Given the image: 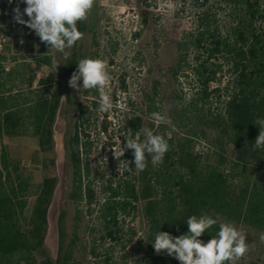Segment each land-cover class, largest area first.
Listing matches in <instances>:
<instances>
[{"label": "trees", "instance_id": "1", "mask_svg": "<svg viewBox=\"0 0 264 264\" xmlns=\"http://www.w3.org/2000/svg\"><path fill=\"white\" fill-rule=\"evenodd\" d=\"M172 3L175 12L170 26L179 52L172 70L191 74L196 80L195 94L180 117L185 120L197 115L204 120L200 112L215 95L221 97L224 93V109L210 113L205 124L218 132L220 145L232 144L237 153L227 168L229 159L225 155L215 162L204 161L195 152L192 138L164 136L169 150L161 165H154L151 157H147L146 167L134 170L133 153L127 155L129 164L123 179L110 187L104 217L109 224H116L121 211L143 204L149 223L147 264H180L166 252L157 254L152 243L159 230L174 237L188 233L186 222L193 215H208L217 220L199 238L205 243L217 236L220 217L264 231V149L254 148L260 134L254 122L264 118V0H172ZM13 4L14 0H7L0 6L7 14ZM143 4L147 9H141L139 15L148 23V15L155 12L153 9L159 3L141 0L140 8ZM94 13L90 10L84 20L77 22L81 35L89 29L88 18ZM26 31L32 48L39 45L30 76L16 67L7 69L1 64L4 57L0 54V264H74L73 252L67 244L66 211L60 213L58 221L57 259L50 256L46 247L49 210L58 178L46 176L40 185L34 184L31 176L12 160L6 139L35 136L43 152L53 151L62 100L65 97L72 101L74 91L69 80L83 59L77 48L80 39L62 53L51 50L27 26ZM192 54L193 63L188 61ZM44 66L50 73L39 78ZM213 83H217L215 88ZM85 94L99 97L96 90H85ZM140 124V118L131 122L134 137ZM80 128L79 123L68 142L75 201L83 197L84 178L90 171L89 162L83 158ZM123 148L127 149L125 142ZM49 166L44 163L45 168ZM32 196L35 203L28 216Z\"/></svg>", "mask_w": 264, "mask_h": 264}, {"label": "rangeland", "instance_id": "2", "mask_svg": "<svg viewBox=\"0 0 264 264\" xmlns=\"http://www.w3.org/2000/svg\"><path fill=\"white\" fill-rule=\"evenodd\" d=\"M5 1L0 0V3ZM140 3L141 0H93L91 10L95 13L89 16V29L81 35L77 46L83 59L106 61L110 77L106 92L111 97L112 108L107 113H99V97H88L85 90L72 88V101L64 97L58 113L53 151L43 152L35 136L6 139L12 160L20 164L34 184L40 185L46 176H56L59 180L49 210L46 236V247L53 259H57L59 252L60 213L66 211L67 244L73 252L74 264H147L149 223L143 204L127 212L121 211L116 224H109L104 217L110 187L117 186L123 179L129 164L127 155L133 153L123 148L126 138H137L130 127L133 119H141L139 131L145 128L162 137L192 138L195 152L202 155L204 161L215 162L220 155H225L229 168L236 156L235 147L229 143L220 145L218 132L205 124L210 113L224 109V93L221 97L215 95L200 112L204 120L197 115L185 120L180 117L195 94L196 80L191 74L172 70L179 58L177 39L170 26L175 12L172 0H158L155 12L148 15V23L140 18L141 9H147L145 4L140 8ZM17 7L23 13L26 5L14 0L7 14L0 6V54L4 57L1 64L7 69L16 67L30 76L39 45L33 49L26 25L15 21ZM23 19L27 21L29 17L24 15ZM192 56L188 60L191 63L194 62ZM49 73L50 69L44 66L39 78ZM80 84L82 87V82ZM216 84L213 83L212 88ZM34 86L38 87V81ZM153 113L159 114L160 119L154 118ZM79 123L83 158L89 162L90 171L84 178L83 197L75 201L68 142ZM143 139L141 133L138 142ZM122 148L124 155L120 157ZM44 163L50 166L45 168ZM161 164L162 160L154 165ZM34 203L35 196H32L28 216ZM220 222L232 224L246 235L249 250L236 264H264V240H261L264 231L223 217ZM38 258L41 259L39 254Z\"/></svg>", "mask_w": 264, "mask_h": 264}, {"label": "clouds", "instance_id": "3", "mask_svg": "<svg viewBox=\"0 0 264 264\" xmlns=\"http://www.w3.org/2000/svg\"><path fill=\"white\" fill-rule=\"evenodd\" d=\"M21 2L26 7L23 13L18 7L14 9L15 21L33 30L41 42L50 46L51 50L62 53L66 48L73 47L81 38L77 22L84 20L93 6V0H21ZM24 15H27L29 20H24ZM109 79L106 61L84 58L79 61L77 71L69 80V86L80 92L96 90L99 94L97 111L107 113L112 108L111 97L106 92ZM153 116L160 119L157 113H153ZM254 124L260 129L254 148L264 149V118H258ZM141 133L144 139L138 142ZM136 136L137 138H126V148L134 150V170L142 171L146 167L147 157H151L153 164L160 162L169 150L167 141L150 129L142 128L136 132ZM119 155L120 157L124 155L123 148ZM128 170L134 171L130 168ZM186 224L188 233L179 237L159 230L152 243L156 253L166 252L180 264H236L249 250L246 235L232 224H220L217 236L207 243L199 238L217 224L216 219L208 215H193L188 218ZM261 240H264V236H261Z\"/></svg>", "mask_w": 264, "mask_h": 264}]
</instances>
